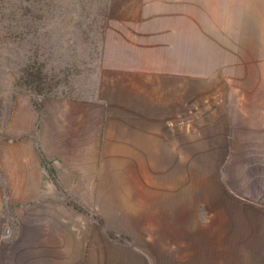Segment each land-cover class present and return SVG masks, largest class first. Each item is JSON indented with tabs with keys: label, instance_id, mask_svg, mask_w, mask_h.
I'll return each instance as SVG.
<instances>
[{
	"label": "crops",
	"instance_id": "obj_1",
	"mask_svg": "<svg viewBox=\"0 0 264 264\" xmlns=\"http://www.w3.org/2000/svg\"><path fill=\"white\" fill-rule=\"evenodd\" d=\"M139 1L144 43L121 34L127 63L106 69L206 74L227 50L234 96L231 113L219 109L220 134L233 146L234 176L194 198L188 178L175 176L168 121L109 114L97 146L81 110L79 123L63 104L39 117L20 97L2 125L0 112V264H264V0ZM193 201L211 222L194 218Z\"/></svg>",
	"mask_w": 264,
	"mask_h": 264
},
{
	"label": "rangeland",
	"instance_id": "obj_2",
	"mask_svg": "<svg viewBox=\"0 0 264 264\" xmlns=\"http://www.w3.org/2000/svg\"><path fill=\"white\" fill-rule=\"evenodd\" d=\"M139 2L0 0V112L5 114L1 125L20 97L32 101L39 117L47 107L63 104L66 120L77 123L81 110L80 124L94 123L96 127L91 128V134L96 133L97 146L109 114L160 118L173 127L175 176L188 178L194 198L216 193L220 179L234 176L237 162L232 159L231 142L226 140L224 145L220 130L226 122L220 120L219 113L220 108L232 112L234 84L229 68H236L233 58L227 50L221 55L219 49L221 68L206 74L195 72V68L192 74L146 76L106 69L127 63V58L120 56L121 34L134 43H144L135 35L146 27L137 25L135 19ZM224 28L228 36L232 27ZM115 33L119 49L112 57L106 48ZM231 125L229 122L226 128L229 140L234 129ZM93 138L86 136L84 143ZM195 204L193 201L194 218L211 222V213L207 215L204 207ZM184 229L185 225L179 224L180 236Z\"/></svg>",
	"mask_w": 264,
	"mask_h": 264
}]
</instances>
